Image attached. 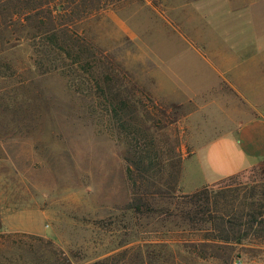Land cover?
<instances>
[{"label":"rangeland","instance_id":"374dc122","mask_svg":"<svg viewBox=\"0 0 264 264\" xmlns=\"http://www.w3.org/2000/svg\"><path fill=\"white\" fill-rule=\"evenodd\" d=\"M39 1L0 0V264H124L159 241L189 264H264V244L247 241L213 249L223 260L197 257L178 240L200 236L131 208L171 192L159 179L149 187L159 193H144L129 176L134 145L150 140L165 178L180 168L178 194L202 187L205 147L243 108L219 78L233 76L229 63L259 52L237 77L264 100V0H86L89 12L81 0L33 10ZM68 5L82 13L70 27L90 60L45 41L51 51L24 20L49 10L61 20ZM239 172L263 185L264 160Z\"/></svg>","mask_w":264,"mask_h":264},{"label":"trees","instance_id":"16d2710c","mask_svg":"<svg viewBox=\"0 0 264 264\" xmlns=\"http://www.w3.org/2000/svg\"><path fill=\"white\" fill-rule=\"evenodd\" d=\"M81 1L80 4H84L83 8L85 6L83 10L89 12L86 10L91 5L86 3V0ZM52 2L53 0H41L36 2L32 8L35 10L44 5L50 6ZM75 2L73 0L71 3ZM78 5L76 3L71 10L77 8ZM70 6L63 8L64 14L61 15V20L52 10L41 17L37 13L27 15L24 20L27 22L37 20L35 24L39 26V29L33 37L39 36L44 40V42L41 40L42 44H45L51 51V46L45 41L61 47L68 56L77 53L76 57L79 60L84 57L90 60L92 54H86V40L79 34L73 33L70 27V24L80 18L82 13L81 15L77 11L73 13L69 10ZM62 17L65 19L63 20ZM35 24L33 23V26ZM50 54L51 52L47 49V56ZM60 58L63 59V57ZM106 99L111 102L113 97L106 95ZM126 106V100H121L118 109H115L116 114L119 115V111ZM134 149L135 158L132 159L134 169L129 168V176L134 186L137 188L138 182H141L142 185H146L142 192L159 193L161 190L151 191L149 187L156 185L160 179L158 187L166 188L173 197L169 203L157 205L152 204L146 198L143 200L141 197H136V201L131 205L135 213L144 216L157 215L162 222H173V227L180 229L181 232L190 231L200 236L191 240H178V242L183 243L184 247L190 246V252L203 259L211 256L216 260H223L224 254L218 255L212 252L213 249L232 250L234 246L243 245L246 241L254 245L264 244V183L261 185L257 179L251 178L245 180L243 179L245 173L238 172L214 183L203 185L191 194H178L180 168L165 178L163 171L166 166L154 141L148 140L143 144H135ZM135 171L137 175L134 174ZM135 175L139 181L134 177ZM164 242L151 243L158 247L152 250H144L145 245L136 247L135 250H131L134 251L132 254H126L127 259L124 258V264L126 262V264H189L186 259L176 254H170V252L162 254L161 248L168 245ZM227 254L229 258L232 255L231 252ZM224 262L228 263V261ZM90 264H106V262L98 260Z\"/></svg>","mask_w":264,"mask_h":264},{"label":"crops","instance_id":"0c3cea01","mask_svg":"<svg viewBox=\"0 0 264 264\" xmlns=\"http://www.w3.org/2000/svg\"><path fill=\"white\" fill-rule=\"evenodd\" d=\"M258 53L248 54L241 59L242 64L247 63H244L246 69L242 64L235 65L232 54L228 56L233 58L234 64L229 63L227 73L233 71V76L229 77L228 74L227 77L219 78L235 92L242 101L243 108L237 111L234 129L205 147V169L208 173L205 174V180L200 186L214 183L264 160V100L261 99V95L251 91L254 89L252 82L249 81L250 77H246V81L243 77L241 80L237 77L240 70L241 73L247 74L249 62H253L252 59L257 57ZM29 231L42 233L40 230Z\"/></svg>","mask_w":264,"mask_h":264}]
</instances>
